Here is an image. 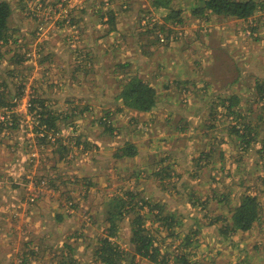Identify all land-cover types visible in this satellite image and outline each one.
<instances>
[{"label":"rangeland","instance_id":"rangeland-1","mask_svg":"<svg viewBox=\"0 0 264 264\" xmlns=\"http://www.w3.org/2000/svg\"><path fill=\"white\" fill-rule=\"evenodd\" d=\"M37 1L11 0L16 31L0 48V99L7 104L0 109V264H100L108 202L127 191L147 202L142 213L154 209L146 225L161 259L264 264V157L259 144L246 149L231 132L244 119L264 129L256 95L264 81V11L248 21L201 18L188 7L203 5L199 0H172L171 9L183 11L176 27L165 20L169 9L153 0H71L73 22L62 25L60 18L49 22L57 0H40L42 11ZM30 10L35 17H27ZM154 23L180 28L168 46L146 32ZM136 75L161 94L151 112L119 98L122 83ZM37 95L68 116L55 136L29 108ZM233 95L237 115L223 102ZM125 143L138 156L117 157ZM211 144L216 154L202 160ZM246 194L263 204L259 222L223 237ZM159 210L175 217L172 226L157 220ZM130 222L125 218L111 240L133 253ZM135 264L152 263L137 257Z\"/></svg>","mask_w":264,"mask_h":264},{"label":"trees","instance_id":"trees-1","mask_svg":"<svg viewBox=\"0 0 264 264\" xmlns=\"http://www.w3.org/2000/svg\"><path fill=\"white\" fill-rule=\"evenodd\" d=\"M199 1L202 2L203 5H192L188 7L192 9L193 15L201 16V18L207 17L208 15H213L219 18H233L248 21L251 17L255 15V13H257V11H264V0ZM171 4L172 0H153V5L155 7L169 9V14L165 17V20L171 21L172 24L176 27H181L184 21V18L181 16V13L183 11L181 10V8L171 9ZM43 6L47 8L46 5ZM74 11L75 9L72 10L73 15ZM30 12L33 13V11L31 10ZM12 15V5L8 1L1 0L0 48L4 47L9 43L10 39L14 35L13 33H15L16 31V28L12 27ZM43 15L46 14L43 13ZM27 17L33 18L35 17V14L33 13L31 15H28ZM70 17L71 23L73 22V18L72 16ZM111 19H113V17ZM65 23L66 21H61L62 25H64ZM179 29L180 28H178L177 30H174L172 28L168 29L166 27V24L159 26L157 25V23H154L148 30H146V32L156 36V42H154V44L168 46L170 40L177 36L176 34L178 33ZM163 35L164 37H162ZM150 43V47H152L154 44L151 41ZM148 46V44L143 45L145 51H148V49L150 48H148ZM150 50L151 51L145 53H148L147 55L153 54L154 51L152 49ZM127 66L128 64H125L123 67ZM155 77H157V75L153 76V78ZM126 79L127 80L122 83V90L119 94V98L124 101V105L129 107V109L141 113L151 112L156 107L159 96L161 95L159 94L155 86L152 84V82L146 79H141L138 75ZM258 82L259 83L256 84V95L258 97L257 100L259 102H264V81ZM187 83L189 82L187 81L186 84ZM168 86L169 84L166 87ZM2 100H4L3 97H1L0 99V109L4 110L7 104L5 102L2 104ZM45 102L46 101L38 95L32 96L30 100V110L34 112L36 118H39L41 125H43L46 129L45 132L51 133L53 136H55L59 131V120H67L68 116H62L56 114V112H54L53 110L47 109V107L44 105ZM223 102L224 104L226 103V107L228 110H233V115H237L238 110L236 108L240 102L239 96L233 95L226 97ZM10 106H13V104H10ZM263 111L264 104L262 106V112ZM106 126L108 129H113L111 123L110 125L106 124ZM231 132L232 134L237 135L240 138L241 142H244L246 149H248L253 143L259 144V152L262 157H264V129H261V124L257 125L253 123L250 119H244L243 122L240 121L237 126H232ZM39 140H41L39 143H42L46 140V138L44 139V136H42L39 137ZM213 141H217L216 138ZM64 145L65 144H63V146ZM205 150L206 152H204V155L207 153L208 154L204 156V158H201L202 160H207L208 158L212 157V155L214 156L216 154V145L211 144V146H207ZM120 152L122 153L120 154ZM120 152L116 155L119 158H134L139 154V151L135 147V145L130 143H125L124 146L121 148ZM167 159L168 158L161 160V163H159L158 165L161 166ZM220 160H225L224 153L221 155ZM166 169H169V166L166 167ZM131 177L134 179L133 175L130 176V178ZM140 198V194L136 193V191H127L124 195H115L108 202L106 221L110 223V226L107 231V237L102 240V246H100V248L96 252L97 258L98 260H100V264H122L124 261H129L130 263L132 262L135 264L137 257L145 259L151 262L152 264H193L189 259L188 255L186 254H165L164 258L161 259L159 257L160 254H162V250L159 248V244L156 241L155 236L147 227L145 217L146 215L152 214L154 209L151 208V211L147 212V214L142 213V210L148 204L146 201L142 202L141 200H139ZM262 212L263 204L258 200V197L256 195H243L240 204H238L237 207L233 209V215L231 219L232 221L221 228V235L223 237H227V235H230V233L232 232L237 233L239 231H250L254 227L255 223L259 222ZM162 214V211L159 210V213L156 214L157 220L160 221L162 224H164L165 221L167 222L171 220V224L169 226H172V223L175 221V217L173 219V215H171V217L165 218L161 217ZM125 218L131 219L130 227L132 235L130 243L133 246V253L125 252L124 249H121L120 246H118L115 242L111 240L118 236L119 225L125 220ZM131 254H133L132 259L129 258ZM22 255L24 256V253H22ZM27 256L29 257V254Z\"/></svg>","mask_w":264,"mask_h":264},{"label":"built area","instance_id":"built-area-1","mask_svg":"<svg viewBox=\"0 0 264 264\" xmlns=\"http://www.w3.org/2000/svg\"><path fill=\"white\" fill-rule=\"evenodd\" d=\"M40 4L39 9L42 11L43 10V3L38 0L37 4ZM72 4H71V0H57L55 1V4L51 5V8H53V10L51 9L50 12V18H49V22H51L50 20H54V21H58V19L60 18L61 21H66V23H70V19L71 17H69V10L72 8ZM45 8V7H44ZM45 13V11L42 12V14ZM48 16V14H46ZM42 29V28H41ZM44 34V32L42 33V35ZM30 108V105H29ZM34 200V199H33Z\"/></svg>","mask_w":264,"mask_h":264},{"label":"crops","instance_id":"crops-1","mask_svg":"<svg viewBox=\"0 0 264 264\" xmlns=\"http://www.w3.org/2000/svg\"><path fill=\"white\" fill-rule=\"evenodd\" d=\"M8 2H10V4L12 5V7H13V15H12V20L11 21H13V18L15 17V16H17V11H18V8H16V6H13V3H11V0H7ZM21 15H23L22 13H21ZM16 19V18H15ZM15 19H14V21H15ZM13 27V26H12ZM18 215V214H17Z\"/></svg>","mask_w":264,"mask_h":264}]
</instances>
